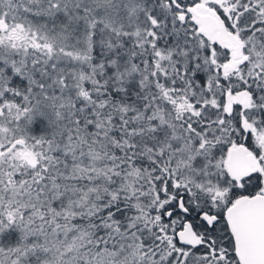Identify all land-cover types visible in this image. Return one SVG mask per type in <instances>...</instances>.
Returning <instances> with one entry per match:
<instances>
[{"label": "snow or ice", "instance_id": "obj_1", "mask_svg": "<svg viewBox=\"0 0 264 264\" xmlns=\"http://www.w3.org/2000/svg\"><path fill=\"white\" fill-rule=\"evenodd\" d=\"M0 264H264V0H0Z\"/></svg>", "mask_w": 264, "mask_h": 264}]
</instances>
